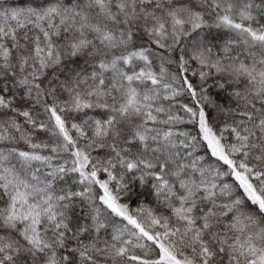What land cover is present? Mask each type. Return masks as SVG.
Returning a JSON list of instances; mask_svg holds the SVG:
<instances>
[{
  "label": "snow or ice",
  "instance_id": "1",
  "mask_svg": "<svg viewBox=\"0 0 264 264\" xmlns=\"http://www.w3.org/2000/svg\"><path fill=\"white\" fill-rule=\"evenodd\" d=\"M0 264H264V0H0Z\"/></svg>",
  "mask_w": 264,
  "mask_h": 264
}]
</instances>
